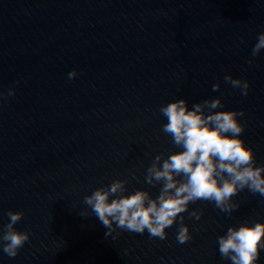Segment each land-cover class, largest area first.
Instances as JSON below:
<instances>
[{"label": "water", "instance_id": "obj_1", "mask_svg": "<svg viewBox=\"0 0 264 264\" xmlns=\"http://www.w3.org/2000/svg\"><path fill=\"white\" fill-rule=\"evenodd\" d=\"M261 33L264 0H0V231L20 211L15 228L30 233L14 258L0 247V264H231L217 238L264 222L259 194L240 192L230 216L190 204L203 215L183 213L185 244L179 221L165 240L147 230L106 236L83 200L116 179L128 180V193L159 194L145 170L155 155L181 150L159 111L181 98L189 108L219 97L215 111L243 110L241 138L264 165V49L248 63ZM226 75L249 81L248 95Z\"/></svg>", "mask_w": 264, "mask_h": 264}, {"label": "clouds", "instance_id": "obj_2", "mask_svg": "<svg viewBox=\"0 0 264 264\" xmlns=\"http://www.w3.org/2000/svg\"><path fill=\"white\" fill-rule=\"evenodd\" d=\"M262 49L264 33L259 34L252 49L250 65ZM76 75L73 70L68 78L74 79ZM224 79L240 89L242 96L248 95L249 81L231 75ZM219 89V83L212 86L214 92ZM14 92V88L10 89L6 95L11 97ZM4 99L5 94L0 93V103ZM223 108L219 97L194 103L191 108L183 98L160 107L167 121L161 131L181 150L170 152L166 158L164 153L155 155L145 170L144 183L161 186L155 197L146 189L128 193L127 179L113 180L84 197L83 203L107 228L106 236L115 232L118 237L117 229L137 234L147 230L150 237L165 240L166 229L179 221L176 241L185 244L192 237L183 213L187 212L194 220H200L203 215L201 210L189 211L190 204L211 202L230 216L240 206L233 200L240 192L247 190L264 197V165L257 166L253 149L241 138L245 125L238 117L244 116V111H215ZM80 214L87 216L88 212ZM7 216L9 222L0 231V247L8 257L14 258L28 242L30 233L15 228L23 212L9 211ZM217 243L221 257L231 264H258L264 249V222L230 226L224 235L218 236Z\"/></svg>", "mask_w": 264, "mask_h": 264}]
</instances>
